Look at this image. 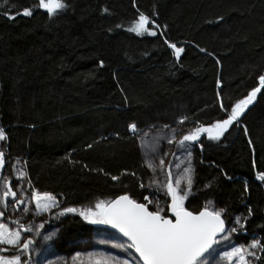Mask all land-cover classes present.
<instances>
[{
    "label": "trees",
    "instance_id": "trees-1",
    "mask_svg": "<svg viewBox=\"0 0 264 264\" xmlns=\"http://www.w3.org/2000/svg\"><path fill=\"white\" fill-rule=\"evenodd\" d=\"M37 2L0 0L3 152L5 161L24 162L31 190L62 201L41 219L58 229L56 247L71 253L73 241L90 246L94 229L107 226L60 216L63 208L79 211L123 192L139 200L150 191L136 136L166 125L208 126L225 117L221 103L234 105L259 86L264 0H66L67 10L52 19ZM25 7L31 17L17 14ZM140 13L158 25L157 36L127 31ZM164 39L184 48L179 61ZM238 120L219 142L202 136L203 150L196 145L201 190L185 205L198 211L211 200L243 216L250 207L242 238L264 242V182L256 179L264 172V88Z\"/></svg>",
    "mask_w": 264,
    "mask_h": 264
},
{
    "label": "snow or ice",
    "instance_id": "snow-or-ice-1",
    "mask_svg": "<svg viewBox=\"0 0 264 264\" xmlns=\"http://www.w3.org/2000/svg\"><path fill=\"white\" fill-rule=\"evenodd\" d=\"M33 7L46 11L48 18L52 19L66 11L69 5L66 0H38ZM4 14L8 15L9 19L15 18L9 12ZM17 14L31 17L33 10L25 7ZM149 25L152 27L150 28ZM116 27L119 28L121 25L117 24ZM156 27L158 25L154 20L140 13L138 19L131 27L127 28V31L135 33L137 36L145 34L157 36ZM164 43L172 49V54L179 61L184 48L177 47L167 39H164ZM100 65L103 66V61H100ZM258 80L259 86L252 88L245 98L240 99L234 105L225 107L221 103L220 108L226 113L225 117L208 126L197 124L180 138L175 136V129H172V135L167 138V143H175L177 148L186 154L187 166L182 170L186 181L182 185L181 178L174 179L171 171L165 173V160L160 158L158 166L160 172L165 174L166 179L163 183L153 180L151 184H156L157 191H163V203L151 191H148L147 194L141 193L142 199L139 200L129 192H123L117 194L113 199L97 201L94 207L83 208L79 211L74 207L63 208L59 215L76 213L89 224L105 225L115 230L124 238L123 240L113 237L111 240H104L101 243H110L111 247L115 249L131 250L134 264H211L212 259L218 254L221 255V259L229 261L230 264H255L256 261H261V256L257 254L264 252V242L261 240L254 237L248 247L234 246L231 242L233 234L246 231L245 225L248 217L252 215L250 207L247 216L237 215L229 220L226 208L209 207L213 203L211 200L207 201L205 206L198 211L190 210L185 205V201L192 195L194 174V168L191 165L192 149L199 144L203 150L202 136H206L209 141L219 142L234 123H239L238 118L253 103L257 93L264 88V75L259 76ZM186 119L187 117L181 118L179 123H184ZM128 130L134 135L139 132L135 123L129 124ZM244 132L245 135L248 134L247 128L244 129ZM5 140V132L0 129V141ZM248 144L252 145L251 139L248 140ZM145 163L149 169L156 172L157 165L153 163L152 159H147ZM4 164L5 154L0 151V170L3 169ZM25 175L23 171L19 172L20 178ZM117 179L116 176L112 177L114 181ZM256 179L264 182V172H259ZM28 184L31 188V181H28ZM151 184L148 186L149 188H151ZM2 187L0 204L11 205L15 208L24 203L23 189L18 195L7 177L4 178ZM139 187L144 189L145 185L141 183ZM204 187L210 188L211 184H205ZM248 190L246 182L244 191ZM30 200L34 202L36 212L48 211L51 207L57 206L56 198L52 194L39 192L35 189L30 192ZM23 211L27 213L29 208L25 207ZM3 216L4 212L0 211V217ZM14 223L18 225L16 228H10L7 224L0 223V253H8L10 249L13 250L9 255L0 254V264H33L30 252L34 241L23 234L32 233L34 228L19 221H14ZM40 227H43V224ZM222 243L231 250H222L217 247ZM93 260L94 264H133L127 259L121 261L115 257L102 255L99 259H95L93 254H90L88 264H93Z\"/></svg>",
    "mask_w": 264,
    "mask_h": 264
},
{
    "label": "rangeland",
    "instance_id": "rangeland-1",
    "mask_svg": "<svg viewBox=\"0 0 264 264\" xmlns=\"http://www.w3.org/2000/svg\"><path fill=\"white\" fill-rule=\"evenodd\" d=\"M190 128L191 127L189 125L187 126L183 124H176L171 127H161L144 130L142 133H140L139 136H136V139L133 142L135 151L140 154L144 163L147 159H152L153 163L157 165L156 172L154 173L147 167L145 163L146 167L150 171L149 185L153 180H157L163 183L166 179L165 174L160 172L158 166L160 158H163L165 160V173L171 171L174 179L181 178L182 185L185 183L186 177L183 176L182 170L187 166V156L185 153H183L182 150L177 148L175 143H167V138L172 135V129H175V136L177 138H180L183 134H186L188 131H190ZM0 151H4V141H0ZM165 153H167V155H165ZM173 153H175V155H173ZM199 158V149L198 146H195L192 149L191 157V165L194 168V174L192 195L190 196L195 195L199 190H201V188L198 187L197 184L196 171ZM20 171H23L26 174L25 164L22 160L15 159L13 161H5V172L0 178V193H2L3 191V180L5 177H7L9 182L13 185V190L17 191L18 195L20 194V190L23 189L24 203L21 206L17 205L18 207L16 206L15 208H13L11 205L5 206L3 204H0V211L4 212V216L0 217V223H5L10 228H16L18 225L14 223V221H19L20 223H24L34 228V231L32 233L23 234L33 239L34 241L31 246L32 251L30 252L33 264H88L90 260V254H93V257L95 259H99L102 255L104 257H115L116 259L121 261L127 259L134 264V258L131 250L125 251L122 249H115L111 247L110 243H101V241L111 240L113 237H119V239L121 240L124 239L109 227L95 228L94 236L92 238L90 246H87L88 240L78 238L71 243V245H74L76 247L74 251H72L71 253L61 252V250H59L55 245V241L58 238V229L47 225L46 222L41 219V217L48 215L53 210L61 207L62 201L54 196L56 198L57 206L51 207L48 211L36 212L35 204L30 200L31 189L28 185L27 174L25 175V177L20 178ZM210 184L215 185V181L210 182ZM156 187V184H151V188H148L151 192L153 191L154 193H156L155 196H157L158 193L162 195L163 200H160L161 203H163V191H157ZM212 202L213 203L209 205V207L223 208L216 201ZM206 203L207 202L203 204V207ZM25 207L29 208V212L25 213L23 211ZM226 215L228 219L231 220L232 218L240 214L230 209L227 211ZM41 224H43V227H40ZM244 234L245 233L243 232L233 234L231 241L232 244L234 246L244 245L245 247H248L254 237L247 241L242 238V235ZM46 237L48 238L46 239ZM255 238L259 239L257 237ZM217 247L221 248L222 250H231L230 248H226L224 243ZM257 254L260 256V252H258ZM258 263L259 261L255 262V264ZM211 264H230V262L225 259H221V255L218 254L212 259Z\"/></svg>",
    "mask_w": 264,
    "mask_h": 264
},
{
    "label": "water",
    "instance_id": "water-1",
    "mask_svg": "<svg viewBox=\"0 0 264 264\" xmlns=\"http://www.w3.org/2000/svg\"><path fill=\"white\" fill-rule=\"evenodd\" d=\"M5 172V164H4V166H3V169L2 170H0V178L3 176V173ZM22 204H20V205H18V206H21ZM17 206V207H18ZM113 230V229H112ZM113 231H115V230H113ZM117 234H119V233H117ZM120 235V234H119Z\"/></svg>",
    "mask_w": 264,
    "mask_h": 264
}]
</instances>
